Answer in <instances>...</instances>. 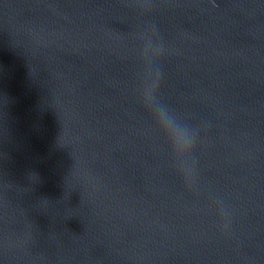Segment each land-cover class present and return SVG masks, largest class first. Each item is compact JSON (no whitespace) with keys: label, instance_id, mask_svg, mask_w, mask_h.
I'll list each match as a JSON object with an SVG mask.
<instances>
[{"label":"water","instance_id":"1","mask_svg":"<svg viewBox=\"0 0 264 264\" xmlns=\"http://www.w3.org/2000/svg\"><path fill=\"white\" fill-rule=\"evenodd\" d=\"M0 264H264V0H0Z\"/></svg>","mask_w":264,"mask_h":264}]
</instances>
